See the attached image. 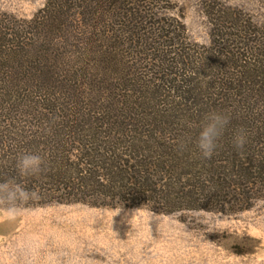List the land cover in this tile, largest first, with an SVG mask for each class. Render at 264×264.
Returning a JSON list of instances; mask_svg holds the SVG:
<instances>
[{"label":"trees","instance_id":"16d2710c","mask_svg":"<svg viewBox=\"0 0 264 264\" xmlns=\"http://www.w3.org/2000/svg\"><path fill=\"white\" fill-rule=\"evenodd\" d=\"M161 2L47 0L30 20L0 9V181L38 193L19 209L227 215L264 196V25L208 6L201 47ZM209 111L230 121L205 159L194 141ZM24 152L43 156L39 175L20 176Z\"/></svg>","mask_w":264,"mask_h":264},{"label":"rangeland","instance_id":"374dc122","mask_svg":"<svg viewBox=\"0 0 264 264\" xmlns=\"http://www.w3.org/2000/svg\"><path fill=\"white\" fill-rule=\"evenodd\" d=\"M47 0H0L30 20ZM159 13L184 22L191 43L209 45L208 6L264 25V0H163ZM0 264H264V196L237 214L97 209L81 204L0 209Z\"/></svg>","mask_w":264,"mask_h":264},{"label":"clouds","instance_id":"9594fccd","mask_svg":"<svg viewBox=\"0 0 264 264\" xmlns=\"http://www.w3.org/2000/svg\"><path fill=\"white\" fill-rule=\"evenodd\" d=\"M229 121L228 115L217 111H209L203 115L194 141L203 158L212 157L218 147V140ZM246 142L247 134L243 129L234 133L233 143L237 149L243 148ZM43 165V156L24 152L19 155L16 167L20 176H36L43 171ZM35 198H38V193L35 190L26 188L14 178L0 181V203L6 205V211L10 216L16 214L21 203Z\"/></svg>","mask_w":264,"mask_h":264}]
</instances>
